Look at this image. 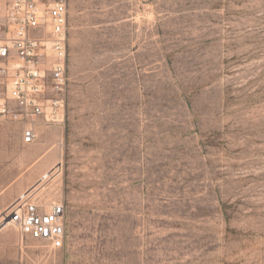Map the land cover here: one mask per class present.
I'll return each mask as SVG.
<instances>
[{"label":"rangeland","instance_id":"1","mask_svg":"<svg viewBox=\"0 0 264 264\" xmlns=\"http://www.w3.org/2000/svg\"><path fill=\"white\" fill-rule=\"evenodd\" d=\"M66 5L62 123H0V264H264V0ZM31 191L61 249L6 225Z\"/></svg>","mask_w":264,"mask_h":264},{"label":"built area","instance_id":"2","mask_svg":"<svg viewBox=\"0 0 264 264\" xmlns=\"http://www.w3.org/2000/svg\"><path fill=\"white\" fill-rule=\"evenodd\" d=\"M66 0H0V123L19 128L23 145L40 124H61L66 86ZM26 192L5 218L21 237L61 249L65 208L45 206Z\"/></svg>","mask_w":264,"mask_h":264},{"label":"bare ground","instance_id":"3","mask_svg":"<svg viewBox=\"0 0 264 264\" xmlns=\"http://www.w3.org/2000/svg\"><path fill=\"white\" fill-rule=\"evenodd\" d=\"M55 172H57V170H55V167H54V169H52V171H50V173H45L42 177H41V179L39 180V181H37L36 182V185H34L33 187H32V191H34V190H37L38 188H42L43 187V182L46 180V179H48V178H50V177H52V176H54L55 175ZM31 191V192H32ZM14 203V202H13ZM13 203H11V204H13ZM7 209V208H6ZM6 225L8 226V225H11L10 223H6ZM42 246V245H41ZM36 249V248H35Z\"/></svg>","mask_w":264,"mask_h":264}]
</instances>
